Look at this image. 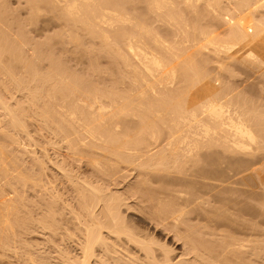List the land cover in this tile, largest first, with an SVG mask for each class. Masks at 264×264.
<instances>
[{
	"label": "bare ground",
	"instance_id": "obj_1",
	"mask_svg": "<svg viewBox=\"0 0 264 264\" xmlns=\"http://www.w3.org/2000/svg\"><path fill=\"white\" fill-rule=\"evenodd\" d=\"M43 1L45 2L44 3L45 5L49 6L48 8L50 9V11H53V12L58 11V14L60 15L61 19L62 18L64 19L62 21L68 22L69 25L72 24L73 28L74 27L76 28L77 26H79V27L81 26L80 28L85 29V31H83V32H86L85 35H87V34L91 35V36H88V38L89 37L91 38L94 36V37H98L99 39H101L103 41V43H101V44H103V47L108 46L107 48L110 49L109 45H111L112 43H118V42L120 43V45L122 44V46H124L122 43V42H124L125 46H126V52L123 49L122 50L124 52L121 50V48H122L121 46H119V45L117 46L116 44H114L115 47L117 46L118 48L119 47H121V48H119L120 50L117 49L118 51L112 52L111 57L112 56L114 57L115 63L116 62L123 63L122 64L123 67H125V68L127 67L126 68L127 70L123 69V71L122 70L121 71L124 72L126 70V72H124L125 74H123V75L126 76L127 79L131 82L126 81L125 77L122 75L121 76L124 79H122L123 81H121V82L124 83V86H127L128 84H129L128 85L129 87L132 86L130 91H128L129 89H127V87L125 89V87L122 86L123 87L122 89L125 91H123L122 89L117 90V88H114V89H116L114 91V89L111 88L108 90H110V91L113 90L114 92L108 91L109 93L105 92V91H101V90L99 91L98 88L95 89L96 87L93 90L92 87L94 86V84L93 85L91 84V86H92V87L90 86L91 89L85 88L83 91L78 90L79 85L74 90H72L73 86H71L72 88H69L66 85L69 89H71L70 93H69V89H67L68 90L67 91L65 87H63V88L59 87L60 89L62 88V90L65 88L64 90H66L69 93L67 96L64 95V93H62L64 96L61 94L62 90L60 91V94H59L58 91L60 89L55 87V90H54L53 89L54 86H53V88L51 89L53 91H50L48 93V95L50 97L51 96H52V98L54 97L53 100H51L52 98L51 99H50V97L47 98L46 95H45L46 99L41 97L43 95V90H44L43 86L44 85L41 86V84H39L38 89L33 90L34 92L29 95L30 98H29V101L27 100V102L29 103L30 106H33L34 108H36V106L40 105L39 103L41 102V105L38 106L39 107L38 109L41 108V111L39 110V115H36L37 117L33 116L32 113H34V111L31 112L32 111L31 110L30 112L32 115L28 111L30 117L31 118H32V116H33V118L36 117L35 119H37L39 117V119L44 124L46 123V125L48 124V125L53 126V130L50 129V131L52 132V137H53V138L52 137L50 138V140H51L50 144L54 149L57 150L56 159L55 160L52 159L49 156L48 151L46 149H43L42 153H41L42 155H39V156L37 155V158L40 157L37 159L38 160L37 161L36 156L34 154L35 152H34L33 156H35V160L39 163V164H37V162H36L34 164L40 166V171H39V169L37 171L40 173H39V175H38V173L36 174L38 176V178H36V175L34 173L33 174L35 177H31L32 176V175L30 176L31 173L29 174V176L25 174L24 176H26V177L21 176L22 173L20 172V170L22 168H19V167H17V168H19L18 170H19L20 175H17L18 170L17 171L14 170L16 172L17 176H15V178H11L12 176L8 175V174H10L9 173L10 171L5 170V169H7L6 167H5V169H2L3 165L5 166V162H8L9 159H6L7 158L6 155H4L2 157L0 154V156L2 157V159L0 160L2 163V166L0 165L1 166L0 168L2 169L1 173H3L5 176L3 174H1V175H2V177H5V178L10 177L9 181L5 178L4 179H2L1 177L0 178L2 180H4V182L7 181L8 182V183L6 182L7 184L12 182L10 179H14V183H15V180H17V184H16L17 188L14 185V183L12 182V184L15 186V188L17 190H18L19 185L21 184L18 182L19 178H17V177H19V176L22 177L23 179L25 178V180H23V182L26 184V186L30 182H31V184H33L32 186H34L37 183L34 186V188L35 187L37 188V186H38L39 190L35 191L36 188L35 189L32 188V189L35 192L39 193V194H37V196H39L38 198H39V204H40L39 206H40L41 213H40V218L38 219L37 223H38L41 235L43 237H45V241H44L45 243H42V244L43 245L46 244V245H44V247L42 246L43 250H45L46 248H49L46 246L48 245V242L50 240L53 242L52 247H55V248H59V244H62V243L64 244V243H66L65 241L69 240L72 243V245H71V243H69L71 245L70 247H66V244H65L64 249H63V247L61 250L58 249V250H60V252L58 251V253H60L59 254L60 259H58V260H61V262L63 264H243V262L245 260L246 253L251 254L248 251H249V249L250 250L253 249L250 252H252V253L254 252L253 254L256 253L258 260H260L259 262L264 263V261H263L264 259L262 260V254L264 253L263 252L264 251V247H263V240L264 239L262 237V235L264 234V228L262 226L263 222H261V220L264 218V215L261 214L263 217L260 216V211H261V213L264 212L263 211V209H264V205H263L264 204V169H262L264 167V164H262L263 167L260 165L261 168L257 164L259 169H257L258 168L257 166H255V167H257L256 169H253V167H254V165H253L254 157H253V158H251L252 164L250 162H248L251 160H246V162L248 164L253 165V167L251 166L252 170L249 168L250 166L248 167L247 165H244V167L246 166L248 168H246V167L241 168V166L245 163L244 162L245 160L243 159L244 161H242V159H241L242 156L237 155V154H241V155H243V157L245 155L244 158H246V156H248V155L252 156L253 154L258 153L259 151H261V152L263 151L262 153H264V106H263L264 105L263 104L264 103V101H263L264 96H263V100L261 99V101L263 102V103L261 102V104H260V101L257 102L255 99L252 98L255 102L259 103V105H260V107H259V105L257 103L256 104L258 106L254 104L253 100L251 101L250 96H248L250 101H251V103H249L250 101H249V99H247L248 98L247 95H249L251 93L246 94L247 91L244 92L245 94L243 95L244 97L242 98V97H240L242 95H239L242 92L241 91L238 92V90H240V89H238V90L235 89V88H237V87H235L236 85L234 86L235 88H232V86L230 87L228 83H226L224 85V83H223L224 79L222 80L223 82L221 81V83L223 84L222 85V84H220V80L218 82V80H216L215 77L214 78L211 77V76H216V75L218 76L219 73H220V75H222L223 73L224 74L227 73V74H229L230 77L231 76L236 77L235 79H237V74H235L237 71L235 68L239 67L240 64L241 65L242 64H245V65L248 64L249 68H246V69H250V70L247 71L248 74H246V75L247 76L251 75L252 78L250 79V77H246V79H248V81H249V79H250V81L253 80V76H254L253 74H255V76H256V73H257V76L263 77L262 79L264 80V0H143L144 3L146 4V7H147V8H145V9H147V13H142V14L143 15L148 14V15H146V17L144 16V21L146 20V18H148V16L150 18V15H152V14L156 15L157 16L156 18L158 19L156 21L157 24L159 22L161 27L165 26L164 28L167 27L169 30L171 29L172 31L170 30V32H172L173 35L176 36L175 39L180 38L176 41H174V39H173V41H174L173 42L172 38L174 36H172L170 41H172L173 44L170 43V41H169L170 37H168V39H167L166 38L167 36L165 37V35L160 34L157 31V29L160 27H157L159 24L156 25V27H155V25H153L155 21L151 24L154 26V28H152L151 25L146 24V23H150L149 21L146 23L143 21V19H142L143 15L142 14H140L141 18L139 19V20L142 19L141 21H139V20H137V21L132 20L131 21V20H129V18L131 16H128L129 18L128 17L126 18L128 13H129V15L132 13L130 10H132L133 7H129L128 10H124V12L130 11L128 13L125 12L127 14L124 13L126 16L123 14V11L121 13V10H122L121 8H120L121 10H119V11L117 10V7L120 5L121 2L124 3V1H125L127 3L128 0H117L116 4H115V1H116L115 0L113 6H110L108 4L109 2L112 3L113 0L109 1V2H108V0L107 1H104V0H30L29 3H28V0H26L25 4L26 5L28 4V5L27 6L25 5V6L29 10L31 8V10H33V13H36V14H33L31 10H30V13H32L33 16L36 15V17H37L38 14L40 15V10L42 11V7H41V9H39L40 7H38V6ZM139 1H142V0H137V1L134 0V3L135 2L138 3ZM37 2H39V3L37 4ZM128 3H131V5H132L131 0ZM44 4H42L41 6L44 7ZM123 5L126 6L125 3ZM138 5L141 6V4H138ZM28 6H29V8H28ZM122 6H119V7H122ZM129 6H130V4H129ZM200 6L204 7L203 12L206 14V16L210 15V17H208V18H210L209 19L210 21H212V19H214V21H212V23H213L212 25L209 24V23H211L209 21H207V24L205 23V25H207L208 27L204 26V24H203L204 22L203 23L201 22L202 20L199 22V23H202V25H200L199 23H195V24L192 23V22H194L192 19H190V20H192V22L187 21L189 18L188 19H186V18H187V15L189 13H191L190 15L194 14L195 17H197V18L201 17V13H200L201 11L200 12L198 11V10H200L199 9ZM135 7H136V5H135ZM203 7H201V8H203ZM44 8H43V12H44ZM46 9H47V7H46ZM138 9H136V10H138ZM139 11L140 10H138V12ZM45 12H46V10H45ZM141 12H145V10H143ZM186 12H187V14H186ZM41 14H43V13H41ZM46 14H47V12H46ZM205 14H204V17H205ZM50 15H51V13H50ZM54 15H56V14H54ZM123 15L125 17H123ZM135 16H136V14H135ZM3 17H4V15H3ZM57 17H55V18H57ZM138 17H137V19H138ZM195 17L193 19H195ZM202 17H203V15H202ZM5 18H7V17H5ZM29 18L33 19L34 17L30 16ZM197 18L195 19V20H197L196 22H198L200 19V18L199 19H197ZM215 18H218V19H215ZM150 19L149 20L152 21V16ZM219 19L222 21L223 24H225L224 28L227 27L226 31L228 34L224 32L225 29H224V31L223 30L220 31L221 33L218 32L219 31L218 28L221 29V27H222V25H220V24H219V26H221V27L217 26L218 27L217 29H216V26L213 29L209 28V27H214L213 26L214 24H216L217 22H220V21H218ZM1 20H5V19H1ZM6 20H5V23L8 22ZM36 20H37V18H36ZM154 20H155V18H154ZM133 21H136V22H133ZM205 21H206V19H205ZM215 21H216V23H214ZM31 22H34V21H31ZM140 22L141 23L143 22L146 28H144L143 23L141 26ZM156 22H155V24H156ZM5 23H3V24L5 25ZM28 23L29 22H27V24ZM136 24H140V25L138 26ZM0 25H1V23H0ZM9 25H10V23H9ZM122 25H126V27H127V25H129L130 26V32L123 35L126 28H125V26H123L125 29L122 28ZM65 26L66 25H64L63 27L65 28ZM150 26L152 29H155V28H157V29L154 31L151 28H149V29H151V30H149L148 27H150ZM118 27H120L123 30L117 32ZM67 28H66V30L70 29L69 26H67ZM107 29L108 30L110 29V32ZM222 29H223V27H222ZM70 30H72V29H70ZM75 30L77 31L79 29L78 28L74 29V32H76ZM69 31H67V33H69ZM112 31L114 34H112ZM163 31H164V29H163ZM1 33H3V32H1ZM6 34H7V32H6ZM77 34H79V32ZM158 34L161 36H158ZM221 34L224 36H222ZM15 36H17V35L14 34V37ZM7 37H9V36H7ZM7 37H6V39H7ZM29 37H28V39H29ZM64 37H65V35H64ZM72 37H73V32H72ZM86 37H84V38H86ZM113 37H114V39H113ZM163 37H165V38H163ZM70 38L67 37V39H70ZM76 38H80V37L76 36ZM98 38H96V41H99ZM119 38H122V39L118 40ZM9 39H11V38H9ZM15 39L13 41H15ZM17 39H19V38H17ZM21 39H22V35L20 37V40ZM74 39L75 38H73V40ZM162 39L163 40L166 39V41L165 40L163 41ZM20 40H19V42H20ZM24 40H25V37H24ZM64 40L65 39H63L62 41H64ZM82 40H83V38H82ZM82 40H81V42L83 43ZM94 40H92V41L95 43ZM2 41H3V43L6 42L4 40H2ZM13 41H12V44H13ZM75 41H77V40H75ZM17 42H18V40H17ZM28 42H30V41H28ZM23 43H25V41ZM32 43H34V42H32ZM71 43L72 42L70 41V43H68V44H71ZM82 43H80V41H79V47H80V45H82ZM72 44H74V43H72ZM75 44H78V43H75ZM91 44H92V42H91ZM0 45L2 48L1 42H0ZM17 45L18 44H16V46ZM85 45H86V42H85ZM94 45H92V46H94ZM99 45H100V43H99ZM7 46L5 45V47H7ZM9 46H10V44H9ZM88 46L89 45H87V47ZM5 47L3 46V48H5ZM87 47H85V48L82 47V48L87 49ZM103 47H102V49H103ZM115 47H113V48L115 49ZM1 48H0V50L1 51L3 50L5 53H6L5 50H7L9 48H10L9 50L12 51L11 54L13 52H15L14 49H11V47L6 48L5 50L1 49ZM20 48H21V45H20ZM76 48L77 47H75V49ZM75 49H74V51H77V49L76 50ZM35 50H34V54L35 53L37 54V52ZM105 50H106V48H105ZM3 51L0 54L3 55ZM21 52H22V50H21ZM85 52H87V50ZM108 52L109 51H107V53ZM93 53H94V50H93ZM6 54H8V53H6ZM6 54H5V56H6ZM44 54L42 56H44ZM87 54H89V53L87 52ZM16 56H15V58H16ZM101 56L102 55H100V57ZM17 57H19V56H17ZM111 57H109V58H111ZM113 57H112V59H113ZM34 58L37 59L35 57V55H34ZM49 58H50V56H49ZM51 58H53V57H51ZM101 58H103V57H101ZM0 59H1V55H0ZM13 59H12V61H13ZM96 59H97V57L95 58V60ZM4 60H5V58H4ZM9 60L11 61V59H9ZM95 60H93V61L97 62ZM34 61H36V60H34ZM38 61H40V59H38ZM49 61H50V59H49ZM99 61H100V59H99ZM0 62H2V61H0ZM108 62H109V60H108ZM226 62L227 63L229 62L230 65H231V63H232V65H234L233 64L234 62L239 63V66H237V64H236V66L234 65L235 68H232L233 66L226 64ZM22 63H24V62H22ZM25 63H26V61H25ZM27 63H29V61ZM36 63L39 64L38 62H36ZM54 63L55 62L53 61V65H54ZM100 63H101V61H100ZM211 63H212V65L213 64L216 65V68H218V70H220L221 72L218 71L219 73L215 72L216 75L215 74L212 75L213 73L210 72V69H209L210 66H208ZM91 64L93 65L92 62H91ZM91 64H90V66H92ZM9 65H11L10 62H9ZM22 65L24 66L25 64H22ZM13 66L14 65H12V67ZM58 66H60V65H58ZM97 66L99 67L98 63H97ZM248 66L246 65V67H248ZM112 67H113V63H112ZM241 67H244V66H241ZM4 68H5V66H4ZM8 68H10V66L7 67V69ZM51 68H52V66H51ZM10 69H9V71H10ZM57 69L58 68H56V70H54V68H53V71L56 73ZM60 69L61 68H59V70ZM242 69L243 68L238 70V72H239V73L237 72L238 75L241 74ZM246 69H243V72H242V74L244 73L243 74L244 76H246L245 75L246 71H244ZM62 70L63 69H61V71ZM94 70L95 69H93V71ZM96 70L98 72V68ZM6 71L7 70L5 69V73H6ZM21 71H22V69H21ZM101 71L104 72V70H101ZM119 71H120V69H118L117 72L119 73ZM234 71H236V72H234ZM250 71H251V74H249ZM12 72L14 73L13 69H12ZM31 72H32V69H31ZM54 72H52V73H54ZM109 72L111 73V71H109ZM122 72H120V73L122 74ZM5 73H4V76L8 75V72L6 73V75H5ZM10 73H11V71L9 72V75H10ZM57 73H58V75L62 74L61 72H60V74H59V72H57ZM90 73H91V71H90ZM93 73H95V72H93ZM93 73H91V74H93ZM110 73L108 75H110ZM113 73H114V70H113ZM41 74H42V72H41ZM105 74L103 73L102 75L104 76ZM115 74H116V72H115ZM39 75H38V77H37V74L35 76L39 79L40 78ZM54 75H56V74H53V76ZM62 75L60 77L59 76H57V77L61 79V78H63ZM21 76H19V78ZM35 76L33 75V77H35ZM48 76H51V74L49 75V73H48ZM66 76H67V74H66ZM121 76L117 74V77L120 78ZM257 76H256V78L258 79ZM2 77H3V75H2ZM11 77H12V75H11ZM16 77H17V75H16ZM16 77H14V78H16ZM26 77H24V79ZM36 77L33 79L36 80ZM64 77H65V75H64ZM70 77H71V75H70ZM73 77H75V76H73ZM73 77H71V78H73ZM112 77L113 76H111L110 79ZM19 78L17 80H19ZM31 78L32 77H30V79ZM79 78H81V77H79ZM212 78H213V80H216V82H218V84H220L222 87L219 85H218L219 87H217L216 86L217 84L215 85L213 83ZM30 79H28V80L30 81ZM33 79H31V82H30L31 84L33 83V81H32ZM112 79H115V78L113 77ZM246 79H244V81H246ZM259 79H261V78H259ZM259 79L257 80V82H259V84H258L259 86L257 85V87L263 86V84L260 82L261 80L259 81ZM17 80H16V82H17ZM20 80H21V78H20ZM47 80H48V77H47ZM76 80H78V78ZM90 80H91V78H90ZM90 80H89V82H90ZM124 80L126 83H128L127 85H125ZM10 81H12V80H10ZM29 81L26 83H29ZM72 81H75V80H72ZM87 81L88 80H86V83H88ZM97 81H98V79H97ZM116 81H118V80H116ZM225 81H227V80H225ZM16 82H14V83H16ZM41 82H42V80H41ZM45 82H46V80H45ZM67 82L69 83L68 79H67ZM70 82H71V80H70ZM78 82H79V80L77 81V83ZM83 82L84 81H82V84H83ZM51 83H52V81H51ZM53 83H52V85H53ZM63 83H64V81H63ZM65 83H66V80H65ZM68 83H66V84H68ZM74 83H76V82H74ZM77 83H76V85H77ZM79 83L81 84V82H79ZM113 83H115V82H113ZM119 83L117 86L120 85L119 88H121V84H123V83H120V84ZM130 83H132V84L130 85ZM248 83H250V82H248ZM31 84H29V85H31ZM35 84H37V83H35ZM49 84H50V78H49ZM96 84H98V83L96 82ZM107 84H108V82H107ZM111 84H112V82H111ZM251 84H252V81H251ZM251 84H249L248 86H251ZM10 85H12V84H10ZM24 85L26 86V84H24ZM71 85H73V84L71 83ZM76 85H74V86H76ZM88 85H89V83H88ZM245 85H247V83ZM0 86H2V85L0 84ZM6 86H8V85H6ZM46 86H47V84H46ZM58 86H61V83ZM237 86H238V84H237ZM240 86H241V83H240ZM252 86H256V84H254V85L252 84ZM20 87L19 88L17 87V88L20 89ZM31 87L33 88V86H31ZM102 87H104V86H102ZM17 88H16V90H17ZM23 88H24V86H23ZM36 88H37V86H36ZM80 88L81 87H79V89ZM14 89H15V87H14ZM25 89H27V88H24V90ZM46 89L44 92H46ZM77 90L79 92H77ZM241 90H243V89H241ZM262 90H264V86H263V89L261 87L259 94L262 92ZM55 91L57 92L55 94L58 97L59 96L61 97V100L59 102H58V100H59L58 97H56L55 95H53L54 93H52ZM66 91H62V92H65V94H67ZM127 91H128V93H127ZM191 91H193V92H191ZM243 91H245V90H243ZM121 92L123 93V95ZM27 93H29V91ZM50 93H52V94H50ZM7 94L10 95L9 93H7ZM17 94H18V92H17ZM32 94H34V95H32ZM44 94H47V92ZM261 94L263 95L264 92H262ZM27 96L28 95H26V97ZM239 97L242 100H240ZM245 97H247V98H245ZM0 98H1V96H0ZM5 98H6V96H5ZM260 98H257V99L259 100ZM48 99H50L51 101ZM55 99H57L55 101L56 103L54 102L55 104H53V103L50 104ZM246 99L248 101H246ZM5 100L0 99V102H1L0 105L2 106V107L1 106L0 107L4 110L3 115L8 114V116H9L8 117L7 115H5V118L7 119L8 125H10V127L13 130H14V128L16 130H18V126H19V128H21V127L24 128L25 124L22 126L21 123L24 121V119L30 118L29 115L27 114V112H25V108L26 107L28 108V106H26L27 104L25 105L26 107H24V105H22V104H25L27 102H24L22 104L19 102L20 104H18V106H22V107L16 108L17 105L15 106V108L19 110V112H17L18 110L16 112L20 113L21 114L20 115V114H17L16 112H15V114H13L14 111L12 112L11 109L15 110V108L14 107L11 108L10 105L7 106L8 102L6 103ZM243 100L245 102H243ZM21 102H23V100ZM244 103H246L248 105H246ZM0 111L2 112V110H0ZM37 111L35 110V112H37ZM5 112H7V113H5ZM15 115L18 116L17 118H19L20 116H24V115H28V117H26V118L21 117V118H23L22 120L19 118L21 120V121L19 120L20 121L19 122V121H16L18 119L16 118ZM10 120L12 123L10 122ZM32 121H33V119H32ZM4 122H6V121H4ZM9 122H10V124H9ZM23 123H25V122H23ZM36 123L38 124V122H36ZM42 124H41V126H42ZM6 125H7V123H6ZM37 126L39 127V125H37ZM47 126L44 125L45 128L43 127V129H46V130H48V132H50L49 127L51 128V126H49V127H47ZM23 128H21V129H23ZM0 129H3V128H0ZM43 129H42V131H43ZM6 132L7 131H5V133ZM51 132H50V134H51ZM1 133H3V132H1ZM19 133H20V131H19ZM26 133H27V131H26ZM6 135L7 134H5V136ZM7 137H8V135H7ZM9 137H11V136H9ZM27 137H29V139H31L32 136L31 137L27 136ZM16 138L18 139V137H16ZM20 138H22V137H20ZM11 139H13V138L11 137ZM14 139H15V136H14ZM12 141L14 142V140H12ZM15 143L18 144V141H15L14 144ZM28 143H29V141H28ZM33 145H34V143H33ZM3 147L4 146H2V148ZM19 147H21V146H19ZM215 147L222 148L221 151H219L220 149L218 148L219 154H223V150H224V153L226 151V153H225L226 155L223 154L224 156L227 157L228 154H230V156H228L229 159H227L226 157H223V155H222V157L224 158V159L221 158L222 162H224L226 159L228 161L229 160L232 161V163L234 161V163L233 164H231V163L226 164V162H224L225 164H223L221 162L223 165H226V166L229 165V166L228 167H225V166L221 167L220 165H217V164H216L217 165L216 166L215 165L216 162H214L213 160L215 158V161H217L219 159V157H218L219 155H218V152L215 151V149H217ZM4 149H6V148H4ZM207 149L210 150L209 152L211 153V155L215 154L214 151L217 153V154H215V156L218 155L217 160H216L215 156H211V157H214V158H212L213 160L211 159V161H213L214 164H213V162H210V164H209L208 161L210 160V157L208 156V154L204 156L205 158H202L204 155L203 153L199 154L200 150H202V152L204 150V153L206 154ZM211 149H212V152H211ZM1 150L2 149L0 147V151ZM19 150H20V148H19ZM62 151H63V153H65L64 155L60 154ZM1 152H4V154H6L5 150H2ZM261 152H259V153H261ZM2 155H3V153H2ZM235 155H237L238 159H235V158H237ZM60 156H62L64 158L62 161L57 160V157H60ZM251 156H249V157H251ZM19 157H21L20 154H19ZM206 157H207V160L209 158L208 161L206 160L207 162L205 161ZM249 157H247V158L249 159ZM4 159L6 161H4ZM21 159H22V157H21ZM67 159H72V160L76 161L77 163L86 164V165L90 166L92 172L86 173V172L81 171V168L74 167ZM202 159H204V161H205V164H204L205 166L203 165L204 162ZM240 159H241V161H240ZM13 160H16V159H13ZM13 160H11V161H13ZM11 161H9V165L15 167L16 166L15 164L14 165L10 164ZM12 163H14V161ZM16 163H19V159H18V161H16ZM207 163H208L209 167L212 166L210 168H213V166L215 165L216 169H215V166L213 169H209ZM21 165H22V163H21ZM21 165H18V166H21ZM23 165H25V163ZM6 166L8 167L7 163H6ZM218 166H220V168H218ZM32 167L34 168V166H32ZM204 167H206L208 169H203ZM8 169H9V167H8ZM127 170L130 172L132 171V172L136 173V174L134 173L135 174L134 175L131 172V175L133 174L135 176L134 181L136 180V182L133 185H131L132 184L131 183L130 184L131 186H129V187L126 186V189L124 187L125 190L121 191L123 189V187L121 190H119L118 188H120L119 184H122V183H118V185H119V187H118L115 179H117L119 176H121L120 173H122V172H125L124 174L122 173L123 174L122 178L126 179V177H124V175H127L128 176L127 178H129L130 173L128 174V172H127V174H126ZM7 171H8V173H7ZM26 171H27V169H26ZM4 172L7 174H5ZM27 172H29V171H27ZM27 172H25V173H27ZM48 172L52 173V176L54 178L53 180H52V178L50 179L51 176H49V175H51V174ZM13 175H14V173H13ZM28 177H30V178L28 179ZM22 178H20L19 181L22 182V180H21ZM31 178L37 179L36 182L34 181L35 184L32 182L35 179L31 180ZM110 178L111 179L114 178V179L111 180ZM109 179L111 181L115 180L114 182L116 184L115 183L112 184L113 182L110 183ZM248 179H253L252 182L254 184L257 183L256 188H255V185L253 187L260 191V192L258 191V194L256 191H255L256 193L254 192V189H250V190L248 189V187L252 188V186L251 187L249 186L251 181L249 180L250 183H248ZM164 181L167 182V184L165 182V185L167 187H168V185L171 187H168V188L166 187L165 190H161L162 189L161 188L162 187L161 182H164ZM2 182L0 181V183H2ZM23 182H22V185L24 186ZM156 182H158V183L160 182L159 184H161V186L157 185L158 187H160V190L157 189L158 187L154 185V183H156ZM18 183H19V185H18ZM253 183H252V185H253ZM1 185H3V184H1ZM1 185H0V189L3 192L4 188L2 189ZM9 185L13 186L11 184H9ZM9 185H8V187H9ZM115 185H117L118 188ZM128 185H129V183H128ZM153 185L157 188L153 187ZM23 186H21V187H23ZM29 186H31V185H29ZM29 186H27V187H29ZM151 187L155 188L157 191L154 189L151 190ZM15 188L12 187L10 189L15 190ZM24 188H25V186H24ZM170 188H172V189H170ZM190 188H191L190 191L187 190ZM251 191H253V192H251ZM2 192L0 191V193H2ZM14 192H16V190ZM4 193L5 192H3V194H0V195H2V197L0 196V225L6 226L7 228L5 227V229H7L9 232V230L14 231L12 229V228H14V226H12V222L14 221L13 222V225H14L15 220H16V223H18V221H19L18 219H16L17 215H18L16 209L17 208L19 209V207H16V206H18V204L17 203H16L17 205L15 203L12 204L13 203L12 201L15 200L16 202H18V200H20V199L18 198V200H16L17 197L15 198V196H14L15 199L12 201L8 197L6 198L7 200H4V198L6 197L4 195ZM253 193L256 195H254ZM237 195H239V196H237ZM3 196H5V197H3ZM21 197L22 196L20 195V198ZM238 197H240L241 201L243 199L246 200L247 198L248 199L253 198L251 201L257 200L258 202L255 201L256 203H258L257 205H259V206L261 205L259 207L260 211H258L259 210L258 206L253 204L255 208L257 206V210L254 209V210H256L255 211L256 213L255 212H253V213L257 214L262 219H258L259 217L257 215L256 216L258 218H256V216L252 213L251 208L253 206H251V208H247V211L246 210L244 211V212H247L248 214H249V211H251L250 214L252 213L254 218L258 219V222L256 220V222L258 223L257 225H260V227L259 226L258 227L261 228V226H262V229H263V230L262 229L260 230L257 227L256 223L255 224L253 223V222H255L254 220H252V221L249 220L250 222L247 220L248 223L251 224V222H252L258 228L257 229L255 227L254 230L251 229V231H253L254 233L256 232V229H257V231L258 230H260L261 232L263 231L262 235H261V232L258 231V232H260V233H258L260 235H256L257 236L256 238L251 237L252 236V233H251L250 238H252V240L246 238V236L249 237L248 234L250 232L248 234H245L246 233L245 232L242 235V238H243V236L246 235L244 237L245 239L240 238L241 237V236H239L240 233L238 234V238L236 235V233H238L239 230L241 233H243L244 230L246 231V229H244V228H243L244 230L243 229L241 230V228H239V226H240L239 219L241 221V218H240L241 213L240 212H242V214H243V210L241 208L239 209L238 206L240 207V204L244 203L245 201L243 200V202H240ZM243 197H245V198H243ZM9 199H10V201H8ZM22 199H23V197H22ZM8 202H10L9 204L10 205L12 204V206H9V204L7 205ZM237 202H240V203H237ZM213 203L218 204V206L220 205V207L216 208L217 205L214 206L215 204H213ZM229 203L230 204L232 203V207H233V209H236L237 213H235L234 211H233L234 213L232 211H230V209L228 207ZM235 203H237V204H235ZM27 204H28V202H27ZM234 204L237 206L234 207L233 206ZM33 205H34V203H33ZM221 205H223V206H221ZM35 206L37 207L38 205H35ZM211 206L214 208H212ZM206 207H208V208H206ZM230 207H231V205H230ZM236 207L238 208V211H237ZM22 208H23V206H22ZM22 208H20V209H22ZM210 208L212 210L214 209L217 213L221 212L222 215L228 214V216H227L228 218L225 217L224 215H223V217L221 216V218H223V220H225V221L222 220L223 223L221 226L216 224L217 226L221 227V228L220 227H218V228H220L223 231L222 234L229 231L230 227H231V225H230L229 230H228V226H227V229H226L227 231L223 230L222 228H226V227H224V226H226V225H224V222H225V224L228 222L229 224L233 225L232 222L238 220V222L236 221V223H239V224H235V226L239 225L238 226L239 229L237 228V226L236 227L233 226L238 230H236L235 228H234V230L232 229L233 230L232 233H234L236 230V233L233 234L236 236H233L234 238H232V240H230L231 238H229V237H225V239L227 238L229 240V242L227 240H226L227 242L223 241V244L220 248L214 247V245L215 246L219 245V241H220V243H222L221 240H222V236H224V235H222V236L220 235V237H217L218 233H215V232H219V231L213 232L217 235L209 233V235H212L213 237L216 236L215 238L221 239V240L217 239L218 240L217 245H216V241L214 242V245H213L212 244L213 242L211 243L210 241H208V239H206V237H204V235H203V232H204L205 236H207L208 233L206 235V232H209L210 231L209 229H212L213 227L215 229H212V230L217 229V226L215 224H213L214 226L208 224V220L210 219V218H208V216L210 215V217H211L213 215L214 216L217 215V213H215L214 210L213 211L210 210ZM33 209L34 208H32V210ZM248 209H251V210L248 211ZM208 210H210L211 212L209 213ZM240 210H242V211H240ZM23 211H25V210H23ZM204 211H206V212L204 213ZM135 212L139 213L140 215H138ZM231 212H232V214H231ZM193 213H194L195 217H191L192 216L191 214H193ZM229 213L231 214L230 215L231 217H233L232 215H234V217H235V215H237L238 216L237 218H239V219H237V218L236 219L233 218L235 220L229 219V218H231L229 216ZM29 214H31V213H29ZM206 214H207V216H206ZM248 214L245 213V217H248L250 215V214L249 215ZM246 215H248V216H246ZM252 215L250 216V218L252 217V219H253ZM15 216H16V218H14ZM29 216H31V215H29ZM129 216L132 218L134 217L137 220H140L142 222H148V224H151L156 230L151 232V231H148V229H146V228L140 229V228H138L139 226L135 227L132 223V220L131 219H129L131 221L128 220ZM205 216L208 219H206ZM217 216L220 217L219 214ZM217 216H216V221L218 219ZM224 217H225V219H224ZM27 218H25V219H27ZM250 218H248V219H250ZM29 219H30V217H29ZM204 219H206L207 221H205ZM246 219L247 218H245L244 221H241V222H246ZM23 220H24V218H23ZM34 220H36V219H34ZM212 220H213L212 222L215 221L214 217ZM192 221H193V223H194V221H196L195 223L200 222V224L198 225V224L194 223V225H193ZM201 221H202V223H201ZM24 222H26V221H24ZM204 222L207 225V227L205 225H203V227H205V229L206 228L208 229V230H205L206 232L204 231V228L202 227V224ZM217 222H219V221H217ZM260 222L262 224H260ZM209 223L211 224V219H210ZM248 223H246L247 224L246 227H248L250 225ZM253 224H251V226L249 228H251ZM23 225H25V224H23ZM135 225H137V224H135ZM197 225H198V227H197ZM200 225L203 228V232H202V230H200L201 227L199 228ZM208 225H209V227H208ZM4 226H2V228H4ZM16 226H18V224H16ZM147 226H149V225H147ZM210 226H212V227L210 228ZM242 226H245V225L243 224ZM1 231H0V238L1 239L3 238V236L1 237V235H3L4 233H7V236L4 234L5 235L4 237L9 238V234H11V232L8 233L5 230H1ZM248 231H250V229ZM13 234L14 233H12V235ZM219 234H220V232H219ZM227 234L229 236L232 235L231 232H227L226 236H228ZM157 236H162L163 238L166 237L165 239H167V238L172 239V242L174 241L178 245L181 244L183 250L181 251V253L179 252L180 254L176 255L174 253L175 249L172 248L171 246H169V244L166 242L165 239H164L165 241L160 240L157 238ZM202 236L204 237V239H206L207 244L208 245L210 244L209 246L206 243L204 244V240H203ZM212 236L211 237L209 236V238L212 239L211 241L216 240ZM258 236H259V238H258ZM18 237H20V236H18ZM261 237L263 240L261 239ZM8 238L6 239L7 241L9 240ZM253 238H255V241H253ZM6 240L4 239V241H3L4 243H2L3 247H4V245L7 246L9 243V241H8V243L6 242V244H5ZM202 240H203V242H202ZM11 241H12V239H11ZM208 242H210V243H208ZM63 244H62V246H63ZM211 244L213 245L212 248H211ZM251 244H253V245H251ZM22 245L24 246V244H22ZM35 248H37V247H35ZM55 248L53 249L54 251H55ZM49 249H51V247ZM14 250H16V249H14ZM7 251H8V249H7ZM36 251L37 250H35V252ZM48 251H50V250L47 249V252ZM54 251H52V252H54ZM11 252H13V251L11 250ZM52 252H51V254H52ZM28 254H29V252H28ZM44 254L41 257V259L38 258L40 261V262L38 261V263L39 264H50L49 257L46 256V254L45 255ZM253 254H251V255H253ZM4 255H5V253H4ZM47 255H50L49 252ZM55 255H57V258H58L57 252L53 255V257ZM251 255L250 256L246 255V259L249 260L252 257ZM28 257H29V255H28ZM247 257H249V258H247ZM57 258H55V259H57ZM52 259L53 258L50 259L51 262H52ZM255 259L253 258L254 264H256ZM29 260L33 261V258L31 257ZM58 260L57 261L55 260V262H58ZM251 260L250 261L245 260V261H247V263H244V264H248L249 262H251L249 264H253ZM32 261H30V262H32ZM35 261H37V260H35ZM35 261H33V264L36 263ZM52 264H54V263H52ZM257 264H259V263H257Z\"/></svg>",
	"mask_w": 264,
	"mask_h": 264
},
{
	"label": "rangeland",
	"instance_id": "obj_2",
	"mask_svg": "<svg viewBox=\"0 0 264 264\" xmlns=\"http://www.w3.org/2000/svg\"><path fill=\"white\" fill-rule=\"evenodd\" d=\"M104 1H107V0H104ZM109 1H112V0H108V2ZM114 1L115 0H113V2L112 3H108L110 6H113V4H114ZM130 0H128V2H129ZM137 1V0H136ZM143 1V0H142ZM142 1H139L138 3H134V0L132 1L131 0V2H132V5H131V3H126L125 1H124V3L126 4V6L125 5H123L124 3L123 2H121L120 3V5L119 6H122V7H117V10L119 11V10H121V13H122V11H123V14L125 13V12H132L130 15H129V13H128V15L126 16L125 14H127V13H125L124 15L126 16V18L128 17V16H131L130 18H129V20H139L140 18H141V15L140 14H142V13H147V9H145V8H147L146 7V4L144 3V1L142 2ZM30 2V0H28V3ZM116 2H117V0L115 1V4H116ZM4 3V4H3ZM26 3V0H0V23H1V25H0V42H1V44H2V48H1V45H0V48L1 49H6V48H9V47H11V49H14V51L16 52H13L12 54H11V52L12 51H10L9 49H7V50H5L6 51V53H8V54H6L3 50V55L2 54H0L1 55V59H0V61H2V62H0L1 64H0V84L2 85V86H0V96H1V98L0 99H3V100H5L6 101V103L8 102H10L9 104L7 103V106H9L10 105V107L11 108H15V106L17 105V107L16 108H19V107H22V106H18V104H22V103H24V102H27V100L29 101V98H30V94L31 93H33L34 91L33 90H35V89H38V86H39V84H41V86H43V88H44V90H43V95L41 96L42 98H44V99H46V97H45V95L47 96V98H49L50 96L48 95V93L50 92V91H53V90H51L52 88H53V86H54V90H55V87L56 88H59V87H65L66 88V90L67 89H69V88H72L71 86H73V88H72V90H74V89H76L77 88V86L79 85V87H81L80 89H79V87H78V90L79 91H83L85 88L87 89H91V84L93 85L94 84V86L92 87V89L94 90V88L95 89H97L98 88V90L100 91H105V92H108V91H110V90H108V89H114V88H117V90L118 89H122L123 87H125V89H126V87H127V89H129L128 91H130V89H131V87L132 86H128L129 84L128 83H126L125 82V80H124V82H125V85H127V86H124V83L123 82H121V81H123L122 79H124V78H122V76H124L123 74H125L124 72H126V68L125 67H123V63H118V62H114V57H113V59H112V57H111V54H112V52H115V51H118V50H120L119 48H121V50L123 49L125 52H126V46H125V43L124 42H122L123 43V45L124 46H122V44L120 45V43L118 42V43H112L111 45H109V47H110V49L109 48H107V47H103V44H101V43H103V41L101 40V39H99L98 37H89L88 38V36H91V35H85L86 34V32H83V31H85V29L84 28H80L79 26H77L76 28L74 27H72V24H70L69 25V23L68 22H65V21H62V20H64L63 18L61 19V17H60V15L58 14V11H50V9L48 8L49 6H47V5H45L44 3V1L43 2H41L40 4H39V6L38 7H40L39 9H41V7H42V11L40 10V15L38 14L37 15V17H36V15L35 16H33L32 15V13H33V10H31V8H30V10L32 11V13H30V10L29 9H27V5L25 4ZM39 2H37V4H38ZM136 5V7H135V5ZM144 5H143V4ZM42 4H44V7L43 6H41ZM122 4V5H121ZM129 4H130V6H129ZM138 4H141V6H139ZM2 5V6H1ZM26 5V6H25ZM30 5V4H29ZM143 5V6H142ZM115 6V5H114ZM46 7H47V9H46ZM129 7H133V9L132 10H130V11H125L124 12V10H128V8ZM141 7V8H140ZM201 7H203V6H200L199 7V9L200 10H198L200 13H201V17H195V15L193 14V15H190L191 13H189L188 15H187V18L186 19H188L187 21H190V22H192V20L194 21V22H192V23H199L201 20V22L204 24V26H207V25H205V23L207 24V21H209V22H211V23H209V24H213L212 23V21H214V19H212V21H210L209 19L210 18H208V17H210V15H208V16H206V14L203 12L204 10V7L203 8H201ZM3 8V9H2ZM28 8H29V6H28ZM43 8H44V12H45V10H46V12H47V14H46V12L44 13L43 12ZM121 8V9H120ZM139 8V9H138ZM136 9H138V10H140L139 12H138V10H136ZM145 10V12H141V11H143V10ZM137 11V12H136ZM35 12V11H34ZM39 12V11H38ZM51 13V15H50V13ZM136 14V16H135V14ZM4 13V14H3ZM41 13H43V14H41ZM120 13V12H119ZM205 14V17H204V14ZM207 13V12H206ZM11 14V15H10ZM31 14V15H30ZM33 14H36V13H33ZM45 14V15H44ZM54 14H56V15H54ZM186 14H187V12H186ZM3 15H4V17H3ZM122 15V14H121ZM123 15V17H125ZM143 15V14H142ZM146 15H148V14H145V15H143V21H144V16L146 17ZM202 15H203V17L206 19V21H205V19L202 17ZM30 16H32V17H34L33 19L32 18H29ZM41 16V17H40ZM58 16V17H57ZM139 16V17H138ZM151 16H152V21H150L151 19ZM186 16V15H185ZM189 16V17H188ZM5 17H7V18H5ZM55 17H57V18H55ZM137 17H138V19H137ZM157 16L156 15H154V14H152V15H150V18H149V16H148V18H146V20L144 21L145 23L146 22H150V23H146V24H149V25H151L154 21L156 22L158 19L156 18ZM195 17V19L197 18V19H199V21L198 22H196L197 20H195V19H193ZM207 17V18H206ZM11 18V19H10ZM36 18H37V20H36ZM154 18H155V20H154ZM202 18V19H201ZM1 19H7L6 21H8L7 23H5V20H1ZM23 19V20H22ZM141 19V20H142ZM150 19V20H149ZM190 19H192V20H190ZM215 19H218V18H215ZM29 20V21H28ZM59 20V21H58ZM141 20H139V21H141ZM204 20V21H203ZM4 21V22H3ZM31 21H34V22H31ZM61 21V22H60ZM136 21H133V22H136ZM138 21V22H139ZM217 21V20H216ZM216 21L214 22V23H216ZM218 21H220L221 23H222V21L219 19ZM27 22H29L28 24H27ZM137 22V23H138ZM155 22H154V24L153 25H155V27H156V25H158L159 24V22H158V24H157V22H156V24H155ZM220 22H217L216 24H214L213 26L214 27H209V28H211V29H213V28H215V26H216V29L218 28L217 26H219V24L220 25H222V27H223V29H222V27L221 26H219V27H221V29H219L218 28V32H220V31H224V29H225V33H227V31H226V29H227V25L225 26L226 28H224V25L225 24H221ZM3 23H5V25L3 24ZM9 23H10V25H9ZM34 23V24H33ZM62 23V24H61ZM64 23V24H63ZM68 25H67V24ZM141 23V22H140ZM143 23V22H142ZM142 23H141V26H142ZM161 23V22H160ZM202 23H199L200 25H202ZM25 24V25H24ZM208 24V25H209ZM22 25V26H21ZM32 25V26H31ZM64 25H66L65 26V28L63 27ZM136 25H140V24H136ZM143 25H144V23H143ZM153 25H151L152 26V28H154V26ZM210 25V26H211ZM28 26V27H27ZM67 26H69V28L70 29H72V30H66V28H67ZM75 26V25H74ZM123 26H125V28L123 27ZM151 26L150 27H148V29L149 28H151ZM6 27V28H5ZM21 27V28H20ZM121 27V26H120ZM120 27H118L117 28V32L118 31H121V30H123V29H121ZM157 27H160L161 29L163 28L164 29V31H163V29L161 30L160 28H155V29H152V30H156L157 29V31L160 33V34H163V35H165V37L168 39V37H170L169 38V41L171 40V38H172V36H174L173 35V33L172 32H170V30L166 27V28H164L165 26H162L161 27V25L159 24ZM208 27V26H207ZM79 29V30H77L78 32H79V34H77L76 32H74V29ZM122 28H124L125 29V32L123 33V35L124 34H127L128 32H130V26L129 25H127V27H126V25H122ZM144 28H146L145 27V25H144ZM2 29V30H1ZM24 29V30H23ZM68 29V28H67ZM83 29V30H82ZM151 29H149V30H151ZM168 29V30H167ZM215 29V30H216ZM20 30V31H19ZM81 30V31H80ZM108 30V29H107ZM116 30V29H115ZM7 32V34H6V32ZM64 31V32H63ZM67 31H69V33H67ZM109 32H110V29L108 30ZM163 31V32H162ZM166 31V32H165ZM169 31V32H168ZM172 31V30H171ZM1 32H3V33H1ZM5 32V33H4ZM27 32V33H26ZM63 32V33H62ZM72 32H73V37H72ZM81 32V33H80ZM157 32V33H158ZM165 32V33H164ZM19 33V34H18ZM75 33V34H74ZM84 33V34H83ZM122 33V32H121ZM221 33V32H220ZM224 33V34H225ZM6 36H5V35ZM14 34L15 35H17V36H15L14 37ZM69 34V35H68ZM111 34V33H110ZM112 34H114L113 33V31H112ZM111 34V35H112ZM156 34V33H155ZM228 34V33H227ZM4 35V36H3ZM20 35V36H19ZM21 35H22V39L24 40V37H25V43H23L21 40H20V37H21ZM63 35V36H62ZM64 35H65V37H64ZM122 35V34H121ZM122 35V36H123ZM136 35V34H135ZM222 35V34H221ZM7 36H9V37H7ZM19 36V37H18ZM30 36V37H29ZM68 38H70V39H67V37ZM76 36L77 37H82L83 38V40H82V38L80 39V38H76ZM87 36V37H86ZM115 36V35H114ZM158 36H161V35H159L158 34ZM222 36H224V35H222ZM6 37H7V39L9 40H7L6 39ZM14 37V38H13ZM19 38V39H17V38ZM28 37H29V39H28ZM62 37V38H61ZM84 37H86V38H84ZM165 37H163V38H165ZM175 37L176 36H174L173 38H172V41H173V39H174V41H176V40H178V39H180V38H178V39H175ZM3 38V39H2ZM5 38V39H4ZM9 38H11V39H9ZM18 40V42H19V40H20V42L18 43L17 42V40ZM57 38V39H56ZM73 38H75L74 40H73ZM93 38V39H92ZM96 38H98L99 39V41H96ZM162 38V37H161ZM160 38V39H161ZM15 39V41H13ZM27 39V40H26ZM63 39H65L64 41H62ZM88 39V40H87ZM91 39V40H90ZM95 39V40H94ZM113 39H114V37H113ZM112 39V40H113ZM120 39H122V38H119L118 40H120ZM2 40H4V41H6V42H4L3 43V41ZM74 42H73V41ZM75 40H77V41H75ZM81 40L83 41V43L81 42ZM92 40H94L95 41V43L92 41ZM163 40V39H162ZM165 41H166V39H164ZM163 40V41H164ZM12 41H13V44H12ZM27 41V42H26ZM28 41H30V42H28ZM52 41V42H51ZM70 41L72 42V43H74V44H68V43H70ZM79 41H80V43H82V45H80V47H79ZM101 41V42H100ZM168 41V42H169ZM172 41H170V43H172ZM173 41V42H174ZM11 42V43H10ZM22 42V43H21ZM32 42H34V43H32ZM62 42V43H61ZM85 42H86V45H85ZM90 42V43H89ZM91 42H92V44H91ZM7 43V44H6ZM28 43V44H27ZM31 45H30V44ZM75 43H78V44H75ZM98 43V44H97ZM99 43H100V45H99ZM9 44H10V46H9ZM16 44H18L17 46H16ZM26 44V45H25ZM95 44V45H94ZM114 44H116L117 46L119 45V46H121V47H115V45ZM173 44V43H172ZM5 45L7 46V47H5ZM20 45H21V48H20ZM47 45V46H46ZM50 45V46H49ZM87 45H89L88 47H87ZM92 45H94V46H92ZM114 45V46H113ZM3 46L5 47V48H3ZM19 46V47H18ZM49 46V47H48ZM87 47V49H84V48H82V47ZM101 46V47H100ZM115 47V49L113 48V47ZM19 49H17V48ZM23 47V48H22ZM28 47V48H27ZM38 47V48H37ZM40 47V48H39ZM75 47H77L76 49H77V51H74V49H75ZM102 47H103V49H102ZM32 48V49H31ZM43 48V49H42ZM90 48V49H89ZM105 48H106V50H105ZM36 49V50H35ZM75 49V50H76ZM79 49V50H78ZM101 49V50H100ZM109 49V50H108ZM118 49V50H117ZM21 50H22V52H21ZM34 50L37 52V54L35 53L34 54ZM40 50V51H39ZM84 50V51H83ZM87 50V52L89 53V54H87V52H85ZM93 50H94V53H93ZM104 50V51H103ZM111 50V51H110ZM122 50V51H123ZM1 50H0V53L2 52ZM27 51V52H26ZM107 51H109L108 53H107ZM123 51V52H124ZM20 54H19V53ZM43 52V53H42ZM12 55H10V54ZM22 53V54H21ZM40 55H39V54ZM45 53V54H44ZM92 53V54H91ZM5 54H6V56H5ZM44 54V56H42ZM19 56V57H17V56ZM32 55V56H31ZM34 55H35V57L37 58V59H35L34 58ZM100 55H102L101 57H103V58H101L100 57ZM107 55V56H106ZM14 56V57H13ZM15 56H16V58H15ZM38 56V57H37ZM40 56V57H39ZM46 56V57H45ZM49 56H50V58H49ZM58 56V57H57ZM97 57V59L95 60V58ZM8 57V58H7ZM10 57V58H9ZM51 57H53V58H51ZM109 57H111V58H109ZM4 58H5V60H4ZM14 58V59H13ZM21 58V59H20ZM56 58V59H55ZM109 58V59H108ZM9 59H11V61L9 60ZM12 59H13V61H12ZM24 59V60H23ZM38 59H40V61H38ZM49 59H50V61H49ZM99 59H100V61H101V63H100V61H99ZM18 60V61H17ZM34 60H36V61H34ZM58 60V61H57ZM93 60H95V61H97V62H94ZM108 60H109V62H108ZM4 61V62H3ZM20 61V62H19ZM25 61H26V63L29 61V63H25ZM52 61V62H51ZM53 61L55 62L54 63V65H53ZM9 62H10V64L11 65H9ZM19 62V63H18ZM22 62H24V63H22ZM36 62H38L39 64H37ZM91 62L93 63V65L91 64ZM4 63V64H3ZM13 63V64H12ZM32 63V64H31ZM60 63V64H59ZM97 63H98V65H99V67L97 66ZM110 63V64H109ZM112 63H113V67H112ZM7 64V65H6ZM22 64H25L24 66L22 65ZM34 64V65H33ZM52 64V65H51ZM90 64L92 65V66H90ZM118 64V65H117ZM226 64H229V62L227 63L226 62ZM235 66H236V64H237V66H239V63H233ZM5 66V68H4V66ZM12 65H14L13 67H12ZM32 65V66H31ZM36 65V66H35ZM58 65H60V66H58ZM64 65V66H63ZM116 65V66H115ZM230 65V64H229ZM231 65H232V63H231ZM230 65V66H231ZM234 65H232L233 67L232 68H235V66ZM247 66H248V64H246ZM246 65L245 64H240V66L239 67H236L235 69H236V71L238 72V70L239 69H241V68H243V69H246V68H249V66L248 67H246ZM9 67L10 66V68H8L7 69V67ZM51 66H52V68H51ZM57 66V67H56ZM118 66V67H117ZM120 66V67H119ZM208 66H210L209 67V69H210V72H212L211 74L212 75H214L215 74V72H217V73H219L218 71H220V70H218V68H216V65H212V63L210 64V65H208ZM241 66H244V67H241ZM25 67V68H24ZM48 67V68H47ZM58 68L57 69V71H56V73L53 71V68H54V70H56V68ZM213 67V68H212ZM241 67V68H240ZM4 68V69H3ZM16 68V69H15ZM59 68H61V69H63L62 71H61V69L59 70ZM98 68V72H97V69ZM117 68V69H116ZM122 68V69H121ZM239 68V69H238ZM5 69L7 70L6 71V73L8 72V75H6V73H5ZM9 69H10V71H11V73H10V75H9ZM12 69H13V71H14V73L12 72ZM15 69V70H14ZM21 69H22V71H21ZM31 69H32V72H31ZM93 69H95L94 71H93ZM116 69V70H115ZM118 69H120V71H119V73L117 72L118 71ZM123 69H126L124 72H122L123 71ZM234 69V70H235ZM238 69V70H237ZM243 69H242V71H241V74H239L238 75V73L236 72V71H234V72H236L235 74H237V79H235L236 77H230L229 76V74H227V73H223L222 75H220V73H219V75L217 76L216 74V76H211V77H215L216 78V80H218V82H219V80H220V84H222L221 83V81L224 79V85L226 84V83H228L229 84V86L231 87L232 86V88H235V87H237V88H235V89H240V90H238V92L239 91H241L242 93H240L239 95H242V96H240V97H244L243 95L245 94L244 92H246V94H249V93H251V94H249V95H247V97L248 96H250L251 98V101L253 100V99H255L257 102L258 101H260V104H261V99L263 100V96H264V94L262 95L261 93L262 92H264V90H262V92L259 94V92H260V89H261V87H262V89H263V86H264V80L262 79L263 77H258L257 76V73H256V76L258 77V79L259 78H261V79H259V81L263 84V86H261V87H257V85L259 84V82H257V78H256V76H255V74H253L252 76H253V80H251L252 81V84L254 85V84H256V86H252V84H251V81H250V79L252 78L251 77V75L250 76H247L246 74H248V72L247 71H249L250 69H246V70H244V71H246L245 72V75L246 76H244L243 74H242V72H243ZM25 70V71H24ZM35 70V71H34ZM38 70V71H37ZM50 70V71H49ZM70 70V71H69ZM100 70V71H99ZM101 70H104V72H102ZM111 71V73L109 72V71ZM113 70H114V73H113ZM122 70V71H121ZM217 70V71H216ZM24 71V72H23ZM90 71H91V73H93V72H95V73H93V74H91L90 73ZM93 71V72H92ZM110 73V75H108L109 73ZM16 72V73H15ZM40 72V73H39ZM41 72H42V74L44 75H42L41 74ZM52 72H54V73H52ZM57 72H59V74H60V72L63 74H61L62 75V77L63 78H58L57 76H61V75H58V73ZM64 72V73H63ZM115 72H116V74H115ZM120 72H122V74L120 73ZM221 72V71H220ZM225 72V71H224ZM4 73H5V75L6 76H4ZM13 73V74H12ZM18 73V74H17ZM37 74V77H38V75L40 76V78L38 79L35 75ZM48 73H49V75L51 74V76H48ZM78 73V74H77ZM105 74L104 76L102 75V74ZM26 74V75H25ZM36 77V80L35 79H33V78H35V77H33V75ZM47 74V75H46ZM53 74H56V75H54L53 76ZM66 74H67V76H66ZM69 74V75H68ZM73 74V75H72ZM86 74V75H85ZM115 74V75H114ZM117 74L118 75H122L120 78L119 77H117ZM210 74V75H211ZM249 74H251V71H250V73ZM2 75H3V77H2ZM11 75H12V77H11ZM16 75H17V77L19 78V76H21L20 78H21V80H20V78H19V80H17L18 78L16 77ZM29 75V76H28ZM31 75V76H30ZM48 77V80H47V77ZM64 75H65V77H64ZM70 75H71V77H73V76H75V77H73V78H71L70 77ZM90 75V76H89ZM241 75V76H240ZM259 75V74H258ZM11 78H10V77ZM27 76V77H26ZM78 76V77H77ZM85 78H84V77ZM87 76V77H86ZM111 76H113L115 79H110V77ZM9 77V78H8ZM14 77H16V78H14ZM24 77H26L25 79H24ZM30 77H32L31 79H33L32 81H33V85L30 83L31 82V79H30ZM54 77V78H53ZM57 77V78H56ZM67 77V78H66ZM79 77H81V78H79ZM125 77V79H126V81H129L128 79H127V77L126 76H124ZM240 77V78H239ZM242 77V78H241ZM245 77V78H244ZM246 77H250V79H249V81H248V79H246ZM46 78V79H45ZM49 78H50V84H49ZM52 78V79H51ZM56 78V79H55ZM66 78V79H65ZM71 78V79H70ZM75 78V79H74ZM78 78V80H79V82H81V84L79 83H77V81L78 80H76ZM90 78H91V80H90ZM129 78V77H128ZM213 78H212V81H213V83L217 86V87H219V86H221L220 84H218V82H216V80H213ZM233 78V79H232ZM28 79H30V81L28 80ZM55 79V80H54ZM66 80V83H68L67 82V79H68V81H69V83L68 84H66L65 83V80ZM97 79H98V81H97ZM130 79V78H129ZM244 79H246V81H244ZM256 81H255V80ZM10 80H12V81H10ZM16 80H17V82H16ZM26 80V81H25ZM41 80H42V82H41ZM45 80H46V82H45ZM57 80V81H56ZM70 80H71V82H70ZM72 80H75V81H72ZM84 81L83 82V84H82V81ZM86 80H88L87 82L89 83V85H88V83H86ZM89 80H90V82H89ZM104 80V81H103ZM114 80V81H113ZM116 80H118L120 83H123V84H121V88H119L120 87V85L119 86H117L118 85V81H116ZM225 80H227V81H225ZM29 81V83H26V82H28ZM36 81V82H35ZM51 81H52V83H53V85H52V83H51ZM56 81V82H55ZM62 81V82H61ZM63 81H64V83H63ZM92 81V82H91ZM108 82V84H107V82ZM215 81V82H214ZM6 82V83H5ZM14 82H16V83H14ZM39 82V83H38ZM74 82H76L77 83V85H76V83H74ZM96 82L99 84H96ZM104 82V83H103ZM111 82H112V84H111ZM113 82H115V83H113ZM118 82V83H117ZM129 82H131V81H129ZM231 82V83H230ZM236 84H235V83ZM247 83V85H245L246 83ZM248 82H250V83H248ZM5 83V84H4ZM9 83V84H8ZM14 83V84H13ZM35 83H37V84H35ZM58 83V84H57ZM60 83H61V86H58V85H60ZM71 83L73 84V85H71ZM85 83V84H84ZM119 83V84H120ZM240 83H241V86H240ZM4 84V85H3ZM10 84H12V85H10ZM24 84H26V86L24 85ZM29 84H31V85H28ZM46 84H47V86H46ZM63 84V85H62ZM110 84V85H109ZM132 83H130V85H131ZM227 84V85H228ZM234 84V85H233ZM237 84H238V86H237ZM249 84H251V86H248ZM6 85H8V86H6ZM16 85V86H15ZM22 85V86H21ZM50 87H49V86ZM56 85V86H55ZM69 87H67V86ZM74 85H76V86H74ZM81 85V86H80ZM96 85V86H95ZM116 85V86H115ZM219 85V86H218ZM223 85V84H222ZM236 85V86H235ZM21 86V87H20ZM23 86H24V88H27V89H25L24 90V88H23ZM31 86H33V88L31 87ZM36 86H37V88H36ZM89 86V87H88ZM91 86V87H90ZM99 86V87H98ZM102 86H104V87H102ZM110 86V87H109ZM113 86V87H112ZM123 86V87H122ZM235 86V87H234ZM259 86V85H258ZM5 87V88H4ZM9 87V88H8ZM14 87H15V89H14ZM20 87V89H18V88ZM29 87V88H28ZM109 87V88H108ZM222 87V86H221ZM7 88V89H6ZM16 88H17V90H16ZM23 88V89H22ZM47 88V89H46ZM50 88V89H49ZM62 88L58 91V93L60 94V91L62 90ZM64 88V89H65ZM260 88V89H259ZM6 89V90H5ZM30 89V90H29ZM45 89H46V92H47V94H44V93H46V92H44L45 91ZM62 90V91H66V90ZM104 89V90H103ZM241 89H243V90H245V91H243V90H241ZM259 89V90H258ZM23 90V91H22ZM32 90V91H31ZM70 90L71 89H69V93H70ZM77 90V92H79ZM116 89H114V91H115ZM123 90V89H122ZM13 94H11L10 92ZM13 91V92H12ZM22 93H21V92ZM26 91V92H25ZM29 91V93H27ZM61 91V94L62 93H64V95H68L69 93L66 91V93L67 94H65V92H62ZM112 92H114L113 90H111ZM110 91V92H111ZM123 91H125V90H123ZM128 91H127V93H128ZM17 92H18V94H17ZM24 92V93H23ZM76 92V93H77ZM191 92H193V91H191ZM237 92V91H236ZM7 93H9L10 95H8ZM52 93H54L53 95H55L56 97H58L55 93H57L56 91L55 92H52ZM52 93H50V94H52ZM109 93V92H108ZM122 93V92H121ZM126 93V94H127ZM23 96H22V95ZM79 94V93H78ZM190 94V93H189ZM192 94V93H191ZM17 95V96H16ZM26 95H28L27 97H26ZM32 95H34V94H32ZM31 95V96H32ZM63 95V94H62ZM63 95V96H64ZM77 95V94H76ZM122 95H123V93H122ZM262 95V96H261ZM5 96H6V98H5ZM261 98H260V97ZM11 97V98H10ZM17 97V98H16ZM55 97V98H56ZM240 97H239V99H240ZM247 97H245V98H247ZM32 98V97H31ZM52 98V96L50 97V99ZM54 98V97H53ZM53 98L51 99V100H53ZM253 98V99H252ZM257 98H260L259 100L257 99ZM15 99V100H14ZM50 99H48V100H50ZM58 102L61 100V97L59 96L58 97ZM247 99H249V97L247 98ZM246 99V101H248ZM250 99H249V101H250ZM10 100V101H9ZM18 100V101H17ZM23 100V102H21ZM50 100V101H51ZM57 99H55L53 102H51L50 104H55ZM240 100H242V99H240ZM4 101V102H5ZM31 101V100H30ZM251 101L249 102V103H251ZM264 101V100H263ZM3 102V103H4ZM20 102V103H19ZM55 102V103H54ZM243 102H245L244 100H243ZM242 102V103H243ZM253 102H254V104L255 105H259V103H257V102H255L254 100H253ZM257 103V104H256ZM263 103V102H262ZM0 104H1V102H0ZM5 104V103H4ZM27 104V105H26ZM40 105H41V102L39 103ZM244 104H246V103H244ZM264 104V103H263ZM22 105H24V107H26V106H28V108L26 107L25 108V112H27V114L29 115V112L31 111V112H33L34 111V113H32L33 114V116H36V115H39V110L41 111V108L40 109H38L39 107L38 106H40V105H37L36 106V108H34L33 106H30L29 105V103L27 102V103H25V104H22ZM26 105V106H25ZM246 105H248V104H246ZM257 105V106H258ZM1 106V105H0ZM264 106V105H263ZM2 107V106H1ZM0 107V108H1ZM9 107V108H10ZM259 107H260V105H259ZM15 108V110L14 109H11V111L13 112V114H15V112L18 110V109H16ZM30 108V109H29ZM24 109V108H23ZM0 110H2V112L0 111V128H3V129H0V147H1V149L2 150H5L6 151V154H4V152H1L0 154H1V156L3 157L4 155H6V159H9L8 160V162H5V166L3 165V168L2 169H5V167L7 168V169H5V170H8V171H10L9 173L10 174H8V175H10V176H12L11 178H15V176H17V175H20V173H19V168H22L21 170H20V172L23 174H21V176H24L25 174L26 175H28L29 176V174H30V176L31 177H35L34 176V174L36 175L37 173H38V175H39V173L40 172H37L38 171V169H39V171H40V166H38V165H36V164H34V163H36L38 160V158H40V157H38L37 158V155L39 156V155H42L41 153H42V150L43 149H46L47 151H48V154H49V156L52 158V159H56V152H57V150L56 149H54L52 146H51V140H50V138L52 137V132L50 131V129L51 130H53V126H51V125H46V123L44 124L40 119H39V117L37 118V119H35L36 117H34L33 118V116H32V118L30 117V115H29V117L30 118H26V117H28V115H24V116H20L21 114L20 113H17V112H19V110L16 112L17 114H20L19 116V118L22 120L23 118H26V119H24V121L23 122H25V123H21L22 124V126L25 124V129L23 128V127H21V128H23V129H21V128H19V126H18V130H16L14 127V130L10 127V125H8V122H7V119L5 118V115H7L8 116V114H5V115H3L4 114V110L1 108ZM35 110L37 111V112H35ZM6 111V110H5ZM29 111V112H28ZM31 112H30V114H31ZM5 113H7V112H5ZM38 113V114H37ZM16 114V115H17ZM31 114V115H32ZM15 115V116H16ZM6 116V117H7ZM9 117V116H8ZM7 117V118H8ZM18 116H16V118H17ZM21 117H23V118H21ZM19 118H17L18 120H16V121H19L20 119ZM32 119H33V121H32ZM20 120V121H21ZM29 120V121H28ZM40 120V121H39ZM4 121H6V122H4ZM19 121V122H20ZM38 122V124L36 123V122ZM10 122H11V120H10ZM10 122H9V124H10ZM34 122V123H33ZM41 122V123H40ZM2 123V124H1ZM4 123V124H3ZM6 123H7V125H6ZM12 123V122H11ZM45 126H47V127H49V126H51V128L49 127V131L51 132V134H50V132H48V130H46V129H43V127H44V125ZM20 124V123H19ZM41 124H42V126H41ZM2 125V126H1ZM4 125V126H3ZM37 125H39V127L37 126ZM13 126V125H12ZM27 126V127H26ZM5 127V128H4ZM8 127V128H7ZM11 129H10V128ZM46 127V128H47ZM45 128V127H44ZM10 129V130H9ZM28 129V130H27ZM42 129H43V131H42ZM2 130V131H1ZM16 133H14L13 131ZM41 130V131H40ZM5 131H7L6 133H5ZM19 131H20V133H19ZM22 131V132H21ZM24 131V132H23ZM26 131H27V133H26ZM1 132H3V133H1ZM12 134H11V133ZM10 133V134H9ZM25 135H24V134ZM5 134H7L8 135V137H7V135L5 136ZM27 134V135H26ZM29 134V135H28ZM13 135V136H12ZM17 135V136H16ZM9 136H11L13 139H11V137H9ZM14 136H15V139H14ZM27 136H32L31 137V139H29V137H27ZM6 137V138H5ZM16 137H18V139L16 138ZM20 137H22V138H20ZM27 137V138H26ZM20 138V139H19ZM53 138V137H52ZM5 139V140H4ZM27 139V140H26ZM12 140H14V142L15 141H18V144H14V142L12 141ZM9 141V142H8ZM28 141H29V143H28ZM24 142V143H23ZM31 142V143H30ZM10 143V144H9ZM23 145H22V144ZM33 143H34V145H33ZM6 144V145H5ZM8 144V145H7ZM14 144V145H13ZM20 144V145H19ZM2 146H4L3 148H2ZM7 146V147H6ZM18 146V147H17ZM19 146H21V147H19ZM10 147V148H9ZM12 147V148H11ZM4 148H6V149H4ZM9 150H8V149ZM19 148H20V150H19ZM26 148V149H25ZM215 148H217V147H215ZM219 148V147H218ZM215 149V151H217L218 152V150L219 151H221V149L222 148H219V149ZM205 150V149H204ZM204 150H203V152H202V150H200L199 151V154L201 153H203L204 155H203V157L202 158H205L204 156L205 155H207L208 154V156L210 157V160H209V158H208V160H207V157H206V159H205V161L207 160L208 162H209V164H210V162H216L215 163V165L217 164V165H220L221 167H228V166H226V165H223V164H225L224 162H226V164H233L234 163V161H233V163H232V161H228V160H226L225 159V161L224 162H222V160H221V158L222 159H224L223 157H226V156H224V155H226L225 153H226V151H225V153H224V150H223V154H219V152H218V157H219V159L217 158V156H215V154H217L215 151H214V153L215 154H212L211 155V153L209 152L210 150H208L207 149V152H206V154L204 153ZM214 150V149H213ZM12 151V152H11ZM23 151V152H22ZM31 153H30V152ZM206 151V150H205ZM11 154H10V153ZM35 152V153H34ZM209 152V153H208ZM211 152H212V149H211ZM258 152V151H257ZM259 152H261V151H259ZM255 153V154H253L252 156L251 155H248V156H246V158H244L245 157V155H244V157H243V155H241V154H237L238 156H242V161H244L245 163L241 166V168H245L244 167V165H247L251 170H252V168H251V166L253 167V165H254V167H253V169H256L258 166H257V164L259 165V167L261 168V166H262V164H264L263 162H264V153ZM2 153H3V155H2ZM35 154V156H36V160H35V156H33L34 154ZM60 153V152H59ZM17 156H16V155ZM19 154L21 155V157H22V159H21V157H19ZM23 154V155H22ZM60 154H65V153H63V151L60 153ZM210 154V155H209ZM261 154V155H260ZM9 155V156H8ZM222 155H223V157H222ZM237 155H235L236 157H237ZM256 155V156H255ZM0 156V157H1ZM12 156V157H11ZM31 156V157H30ZM34 158H33V157ZM211 156H215L216 157V160L218 161H215V158L214 157H211ZM228 156H230V154H228ZM228 156L226 157L227 159H229L228 158ZM249 156H251V157H249ZM2 157L0 158V160L2 159ZM19 157V158H18ZM27 157V158H26ZM247 157H249V159L247 158ZM254 157V159H253V165H251L252 163V160H251V158H253ZM256 157V158H255ZM11 158V159H10ZM212 158H214V160L212 159ZM240 158V157H239ZM258 158V159H257ZM13 159H16V160H13ZM18 159H19V163H16V161H18ZM64 158L62 157V156H60V157H57V160L58 161H62ZM211 159L213 160V161H211ZM235 159H238V157L237 158H235ZM241 159H240V161H241ZM244 159V160H243ZM11 160H13L14 161V163H12L13 161H11ZM22 160V161H21ZM26 160V161H25ZM34 160V161H33ZM74 167H76V168H81V171H83V172H86V173H91L92 172V170H91V167L90 166H88V165H86V164H80V163H77L76 161H74V160H72V159H67ZM203 160V165L205 164V161H204V159H202ZM221 160V161H220ZM246 160H251V161H248V162H250L251 164H248L247 162H246ZM3 161V160H2ZM4 161H6L5 159H4ZM9 161H11L10 162V164H12V165H16L15 167L14 166H10L9 165ZM206 161V162H207ZM220 161V162H219ZM214 162H213V164H214ZM223 164H222V163ZM262 162V163H261ZM6 163L8 164V167H9V169H8V167L6 166ZM21 163H22V165H21ZM25 163V165H23ZM37 164H39L38 162H37ZM202 164V163H201ZM212 164V163H211ZM223 166H222V165ZM256 164V165H255ZM0 165L2 166V163H1V161H0ZM18 165H21V166H18ZM27 165V166H26ZM34 166V168L32 167V166ZM36 165V166H35ZM207 165H208V163H207ZM206 165V166H207ZM214 165V166H215ZM216 165V166H217ZM261 165V166H260ZM0 166V167H1ZM205 166V165H204ZM214 166H213V168H214ZM216 166H215V169H216ZM220 166H218V168H220ZM255 166H257V167H255ZM12 167V168H11ZM14 167V168H13ZM17 167H19V168H17ZM28 167V168H27ZM210 167H212V166H210ZM209 167V165H208V168L209 169H213V168H210ZM248 167H246V168H248ZM259 167L257 168V169H259ZM263 167V166H262ZM202 168V167H201ZM208 168H206V167H204L203 169H208ZM217 168V169H218ZM1 168H0V177L2 178V179H4L5 177H2V175L1 174H3V173H1L2 170ZM26 169H27V171H29V172H27L26 171ZM34 169V170H33ZM262 169H264V167L262 168ZM14 170H18V173H17V175H16V172L14 171ZM34 172H33V171ZM4 171V170H3ZM8 171H7V173H8ZM12 171V172H11ZM23 171V172H22ZM32 171V172H31ZM25 172H27V173H25ZM127 172H128V174L130 175V177L129 178H127L128 176L127 175H124V177H126V179L125 178H122L123 176V174L125 173V172H122V173H120V175L121 176H119L117 179H115L116 180V183H117V185H118V183H122V184H119L120 185V188H118L119 187V185H118V187H117V185H115L119 190H121L122 189V187H123V189L121 190V191H123V190H125L126 189V186H131V185H133L135 182H136V180L134 181V179H135V172H132L133 174L131 175V172L130 171H126V174H127ZM5 173V172H4ZM7 173H5V174H7ZM13 173H14V175H13ZM34 173V174H33ZM48 173H50V172H48ZM51 175H49V176H51L50 177V179L52 178V180L54 179L53 178V176H52V173H50ZM4 175V174H3ZM5 176V175H4ZM134 176V177H133ZM7 177V176H6ZM24 177H26V176H24ZM117 177V176H116ZM0 178V181L2 182H4V180H2ZM9 178L10 177H8V178H5V179H7L8 181H9ZM17 178H22V177H17ZM30 177H28V179H29ZM36 178H38V176L36 175ZM115 178V177H114ZM114 178H112V179H114ZM19 179H18V182L19 183H21L20 185H19V183H18V185H19V187H18V190L16 189L17 188V186H16V184H17V180H15V183H14V179H10L13 183H14V185L16 186V188H15V186L12 184V182L11 183H9V184H11V185H13V186H10L9 184H7L6 182H2V183H0V185L1 184H3V185H1V188L3 189L4 188V190H3V192H5L4 193V195L6 196H3V197H5L4 198V200H7L6 198L8 197V198H10L11 199V201L12 200H14L16 197V200H18V198L20 199V200H18V202H16L15 200V202L14 201H12L13 203L12 204H18V206H16V207H19V209L17 208L16 210H17V218H16V216L14 217V218H16V219H18L19 221H18V223H16V220H15V223L16 224H18V226H16V224L14 223V225H13V222H12V226H14V228H12L14 231H11V230H9V232H8V230L7 229H5V227L6 226H4V225H2V226H4V228H2V226L0 225V229L1 230H5L6 232H8V233H10L11 232V234H9V238L8 237H4L5 235L7 236V233H2L3 235H1V237L3 236V238L6 240L7 238L9 239L8 241H9V243H8V241L6 240L5 241V244H6V242L8 243V245L6 246V245H4V247L2 246V243H4L3 241H4V239L2 240L1 238H0V264H33V261H35V260H37V261H35L36 263H34V264H37L38 263V261H39V259H41V257L43 256V254L45 253L46 254V256H48L49 257V262H50V264H52V263H58V264H63L62 262H61V260H58V259H60V253H58V251L60 252V250L62 249V247H63V249H64V245L66 244V247H70L71 245H72V243L69 241V240H67V241H65L66 243H62L63 244V246H62V244H59V248H55V247H52V245H53V242L50 240L49 242H48V245L46 246V247H51V249H49V248H46L45 250H43V247H44V245H46V244H42V243H45L44 241H45V237H43L42 235H41V233H40V229H39V226H38V219L40 218V213H41V210H40V204H39V196H37V194H39L38 192H35V191H38L39 190V188H38V186H37V190L34 188V186L37 184H35V182H36V180L37 179H35V178H31V180L32 179H35V180H33L32 182L35 184L34 186H32L33 184H31V182L30 183H28L27 184V186H29V185H31V186H29V187H27L26 186V184L23 182V180H25V178L23 179H21L22 180V182H23V184H24V186H25V188H24V186L22 185V182L21 181H19ZM27 179V180H28ZM111 179V178H110ZM109 179V181H110V183L111 182H113L112 184H114L115 182V180L114 181H111ZM51 180V181H52ZM120 180V181H119ZM251 181V183H250V181ZM252 180L253 179H248V183H250L249 184V186L251 187L252 186V188H249L248 187V189L250 190V189H254V192L256 191L257 192V194H258V191L259 190H257V189H255L256 188V184L257 183H253L252 182ZM35 181V182H34ZM125 181V182H124ZM28 182V181H27ZM165 182L166 181H164V182H161V184H162V189L161 190H165L166 189V185H165ZM115 183V184H116ZM128 183H129V185H128ZM132 183V184H131ZM157 183V184H156ZM156 183H154V185L155 186H161V184H159L158 182H156ZM252 183H253V185H252ZM131 184V185H130ZM166 184H167V182H166ZM8 185H9V187L10 188H15V190H16V192H14L15 190H13V189H10L9 187H8ZM124 185V186H123ZM153 185V187H155ZM255 185V188L253 187ZM3 186V187H2ZM5 186V187H4ZM21 186H23V187H21ZM114 186V185H113ZM157 186V187H158ZM124 187H125V189H124ZM157 187H155V188H157ZM168 187H171V186H169L168 185ZM167 187V188H168ZM23 188V189H22ZM35 189V191L33 190V189ZM155 188H152L151 187V190H156ZM173 188V187H172ZM172 188H170V189H172ZM21 189V190H20ZM30 189V190H29ZM157 189H159L160 190V187H158ZM158 190V191H159ZM187 190H191V188L190 189H187ZM0 191L2 192V190L0 189ZM157 191V190H156ZM3 192L2 193H0V194H3ZM18 192V193H17ZM21 192V193H20ZM25 194H24V193ZM154 192V191H153ZM251 192H253V191H251ZM255 192V193H256ZM260 192V191H259ZM20 193V194H19ZM24 195H23V194ZM17 194V195H16ZM19 194V195H18ZM254 194V193H253ZM20 195L23 197V199H22V197L20 198ZM30 195V196H29ZM240 195V194H239ZM239 195H237V196H239ZM254 195H256V194H254ZM1 197H2V195H0ZM14 196H15V198H14ZM19 196V197H18ZM37 196V197H36ZM236 196V197H237ZM242 196V195H241ZM240 196V197H241ZM240 197H238L239 198V201L240 202H243V198H245V197H243L242 199V201L240 200ZM35 198V199H34ZM247 198V197H246ZM10 199L8 200V201H10ZM33 199V200H32ZM253 198H250V199H246V200H244L245 202L244 203H241L240 204V207L238 206V208L240 209H242L243 210V214H242V212H240L241 213V221H244V219L245 218H247L246 219V222H241L240 221V219L239 218H237L238 216L237 215H235V217H234V215H232L233 217H231L230 215L232 214V212L234 211L235 213H237L236 212V209H233V207H232V203L230 204L229 203V209H230V211H232L231 212V214L229 213V216L231 217V218H229V219H233V218H237V219H239V223H240V226H239V228H241V230L244 228V229H246V231L244 230L243 231V233H241L240 232V230H239V232L238 233H236V230H238L239 228H238V226H237V228L238 229H236L235 227V224H239V223H236V221L238 222V220H236V221H231L232 223H233V225L232 224H229L228 222L225 224V222H224V225H226V226H224V227H226V228H222L223 230H225V231H227L226 229H227V226H228V230H229V226L231 225V227H230V230L229 231H227V232H231V236H229L228 234V236H226V233H224V234H222L223 233V231L220 229L221 227V225H222V223H223V221H225V220H223V218H221V216L223 217V215L221 214V212H219V213H217L214 209V212L215 213H217V215L219 214L220 215V217H218L216 214V216L218 217V219H217V221H219V222H217L216 221V216H211L210 217V215L208 216V218H210L211 219V224L209 223L210 222V219L208 220V224L209 225H213V224H217V225H220V226H217V229L216 230H212V229H215L214 227L212 228V229H209L210 231L209 232H206L205 230H208L207 228L205 229V227H203V225H205L206 227H207V225L205 224V222L202 224V227L204 228V231L206 232V235H207V233H208V235L207 236H205V233L203 232V228L201 227V225L199 226V228H200V230H202V232H203V235H204V237H206V239H208V241H210L213 245H214V242L216 241V245L218 244V240L220 239V238H215V237H213L212 235H209V233L210 234H215V233H218V236L217 237H220V235L222 236V235H224V236H222V243H220V241H219V245L218 246H215L214 245V247H221L222 246V244H223V241H228L229 242V240L226 238L225 239V237H229V238H231L230 240H232V238H234L233 236H236L237 235V238H238V234H239V236H241L240 238L241 239H245L244 237L246 236H243V238H242V235L245 233V234H248L249 232V237L248 236H246V238H248V239H251L252 240V238H250V234L252 233V236L251 237H257L256 235H260V234H258V233H260L261 231V229H262V226H263V228H264V218L262 219V218H260V216H262V215H264L263 213V211H264V209H263V213H261V211H260V206L259 205H257L258 203H256L255 201H257V200H255V201H251ZM22 200V201H21ZM28 202V204H27V202ZM21 201V202H20ZM25 201V202H24ZM30 201V202H29ZM35 201V202H34ZM38 201V202H37ZM7 202V201H6ZM240 202H237V203H240ZM247 202V203H246ZM252 202V203H251ZM258 202V201H257ZM10 202H8L7 203V205L9 204ZM33 203H34V205H33ZM37 203V204H36ZM237 203H235V204H237ZM12 204L10 205L9 204V206H12ZM16 204V205H17ZM24 204V205H23ZM213 204H215V203H213ZM233 205L234 207L235 206H237V205ZM250 204V205H249ZM252 204V205H251ZM257 205L258 206V208H259V210L258 211H260V216H258L257 214H255L256 212V210H257V206H256V208L254 207V205ZM29 205V206H28ZM31 205V206H30ZM35 205H38L37 207L35 206ZM212 205V204H211ZM217 205V206H216ZM230 205H231V207H230ZM239 205V204H238ZM264 205V204H263ZM14 206V205H13ZM22 206H23V208H22ZM34 206V207H33ZM213 206V205H212ZM211 206V207H212ZM214 206H216V208L218 207H220V205L218 206V204H215ZM221 206H223V205H221ZM251 206H253L252 208H251ZM15 207V206H14ZM227 207V208H228ZM20 208H22V209H20ZM32 208H34L33 210H32ZM206 208H208V207H206ZM212 208H214V207H212ZM215 208V209H216ZM237 208V207H236ZM238 208H237V211H238ZM246 208V209H245ZM247 208H251L252 209V213L253 212H255V213H253L255 216H256V218H258V219H262L261 220V222H263V224L260 222V224H262V226H261V228H259L260 227V225H257L258 223V219H255L254 218V216L252 215V213L250 214V212L251 211H249V210H251V209H248V211H249V214L247 213V212H244L245 210L247 211ZM254 209H256V210H254ZM23 210H25V211H23ZM27 210V211H26ZM32 210V211H31ZM210 210H212L211 208H210ZM210 210H208V212L210 213L211 211ZM212 210V211H213ZM242 210H240V211H242ZM35 211V212H34ZM37 211V212H36ZM40 211V212H39ZM207 211V210H206ZM206 211H204V213L206 212ZM219 211V210H218ZM222 211V210H221ZM21 212V213H20ZM233 212V213H234ZM29 213H31V214H29ZM34 213V214H33ZM135 213H137V212H135ZM213 213V212H212ZM245 213L246 214H248V215H246V216H248V217H245ZM258 213V212H257ZM27 214V215H26ZM138 215H140L139 213H137ZM262 214V215H261ZM16 215V214H15ZM29 215H31V216H29ZM192 216L191 217H195L194 216V213L193 214H191ZM196 215V214H195ZM240 215V214H239ZM253 216V219H252V217L250 218V216ZM23 216V217H22ZM25 216V217H24ZM206 216H207V214H206ZM205 216V217H206ZM225 217H227L228 216V214H225L224 215ZM28 217V218H27ZM29 217H30V219H29ZM32 217V218H31ZM35 217V218H34ZM213 217H214V219H215V221L214 222H212L213 220ZM225 217H224V219H225ZM245 217V218H244ZM263 217V216H262ZM23 218H24V220H23ZM25 218H27V219H25ZM207 217H206V219H208ZM221 220H220V219ZM228 218V217H227ZM226 218V219H227ZM244 218V219H243ZM248 218H250V219H248ZM29 219V220H28ZM33 221H32V220ZM34 219H36V220H34ZM129 219H131L132 220V223H133V225L135 226V227H138V228H140V229H148V231H154V230H156L151 224H148V222H142V221H140V220H137L136 218H132V217H130L129 216V218H128V220ZM206 219H204L205 221H207ZM235 219H233V220H235ZM131 220H129V221H131ZM223 220V221H222ZM249 220H254L255 222H253L254 224L256 223V225H257V227L260 229V230H258V231H260V232H258L257 231V227H256V225H254L252 222H251V224H253L252 225V227L251 228H249L250 226H251V224L250 223H248V221ZM256 220H257V222H256ZM22 221V222H21ZM24 221H26V222H24ZM135 221V222H134ZM228 221V220H227ZM196 221H194V223H195ZM250 222V221H249ZM27 223V224H26ZM140 223V224H139ZM194 223H193V221H192V224L194 225ZM201 223H202V221H201ZM245 225V226H242L243 224ZM246 223H248V224H250L248 227H246ZM23 224H25V225H23ZM135 224H137V225H135ZM142 224V225H141ZM195 224H200V222L198 223H195ZM229 224V225H228ZM242 224V225H241ZM28 225V226H27ZM147 225H149V226H147ZM198 225H197V227H198ZM209 225H208V227H209ZM214 226V225H213ZM233 226H235V227H233ZM26 227V228H25ZM35 227V228H34ZM212 226H210V228H211ZM218 227H220V228H218ZM246 227V228H245ZM257 228L256 229V232L254 233L253 231H251V229L252 230H254V228ZM7 228V227H6ZM19 228V229H18ZM25 228V229H24ZM234 228L236 229L235 230V232L234 233H232L233 232V230H234ZM9 229V228H8ZM24 229V230H23ZM221 231H220V230ZM233 229V230H232ZM250 229V231H248V230ZM0 230V231H1ZM16 230V231H15ZM27 230V231H26ZM263 230V229H262ZM215 231H219L220 232V234H219V232H215ZM2 232V231H1ZM4 232V231H3ZM19 232V233H18ZM31 232V233H30ZM156 232V231H155ZM201 232V233H202ZM213 232H215V233H213ZM263 232V231H262ZM262 232H261V235H262ZM12 233H14L13 235H12ZM236 233V235H233V234H235ZM230 234V233H229ZM255 234V235H254ZM11 235V236H10ZM215 235H217V234H215ZM264 235V234H263ZM262 235V237H263V239H264V236ZM18 236H20V237H18ZM209 236L211 237H213V238H215L216 240H214V241H211L212 239L211 238H209ZM22 237V238H21ZM204 237L202 236V238H203V240H204V244L206 243L207 244V242H206V239H204ZM208 237V238H207ZM262 237H261V239H262ZM12 239V241H11V239ZM14 238V239H13ZM20 238V239H19ZM157 238L158 239H160V240H164L165 238H163L162 236H157ZM236 238V237H235ZM255 238H253V241H255ZM258 238H259V236H258ZM257 238V239H258ZM218 239V240H217ZM262 239V240H263ZM166 240V242L169 244V246H171L172 248H174L175 249V254L177 255V254H180L181 253V251L183 250V248H182V245L180 244V245H178V244H176L174 241L172 242V239H169V238H167V239H165ZM164 240V241H165ZM203 240H202V242H203ZM18 241V242H17ZM24 241V242H23ZM226 241V242H227ZM210 242H208V243H210ZM69 243H71V245L69 244ZM22 244H24V246L22 245ZM26 244V245H25ZM211 244V248L213 247V245ZM255 244V243H254ZM10 245V246H9ZM51 245V246H50ZM208 245V244H207ZM206 245V246H207ZM210 245V244H209ZM208 245V246H209ZM251 245H253V244H251ZM13 246V247H12ZM39 246V247H38ZM43 246V247H42ZM205 246V247H206ZM207 246V247H208ZM6 247V248H5ZM24 247V248H23ZM35 247H37V248H35ZM65 247V248H66ZM263 247H264V240H263ZM11 248V249H10ZM30 248V249H29ZM55 248V251L57 252V254H58V258H57V255H55L54 257L55 258H57V259H55L54 257H53V255L56 253L53 249ZM2 249V250H1ZM7 249H8V251H7ZM14 249H16V250H14ZM47 249L48 250H50V251H48L49 252V254L50 255H47L48 254V252H47ZM57 249V250H56ZM58 249H60V250H58ZM70 249V248H69ZM252 249V248H251ZM11 250L13 251V252H11ZM27 250V251H26ZM34 250V251H33ZM35 250H37L36 252H35ZM253 250V249H252ZM252 250H250L249 249V253H251V254H253L252 252H250V251H252ZM5 251V252H4ZM25 251V252H24ZM52 251H54V252H52ZM5 253V255H4V253ZM15 252V253H14ZM23 252V253H22ZM28 252H29V254H28ZM43 252V253H42ZM51 252H52V254H51ZM180 252V253H179ZM264 252V251H263ZM17 253V254H16ZM26 253V254H25ZM35 253V254H34ZM15 256H14V255ZM32 254V255H31ZM44 254V255H45ZM251 254H248V253H246V255L247 256H250ZM28 255H29V257H28ZM175 255V256H176ZM246 255H245V260H247V261H250L251 259V261H252V263L254 264V262H253V258L255 259L256 257H257V254L255 253V254H253V255H251L252 257L248 260V259H246ZM5 256V257H4ZM39 256V257H38ZM255 256V257H254ZM264 253L262 254V260L264 259ZM33 258V261L32 260H29L30 258ZM39 258V259H38ZM51 258H53L52 259V262L50 261V259ZM247 258H249V257H247ZM257 259V260H256ZM255 259V263L257 264V263H259V264H264V263H260L259 261L260 260H258V257ZM55 260L57 261L58 260V262H55ZM244 260V262H243V264L244 263H247V261H245ZM26 261V262H25ZM30 261H32V262H30ZM257 261V262H256ZM264 261V260H263ZM40 262V261H39ZM262 262V261H261ZM249 263H251V262H249ZM248 263V264H249ZM39 264V263H38Z\"/></svg>",
	"mask_w": 264,
	"mask_h": 264
}]
</instances>
